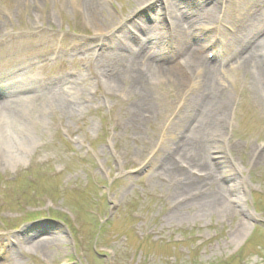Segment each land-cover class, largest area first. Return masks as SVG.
I'll return each mask as SVG.
<instances>
[{"label":"rangeland","instance_id":"1","mask_svg":"<svg viewBox=\"0 0 264 264\" xmlns=\"http://www.w3.org/2000/svg\"><path fill=\"white\" fill-rule=\"evenodd\" d=\"M98 1L102 40L141 20L171 21L169 0ZM172 1L182 2L176 10L182 16L201 0ZM255 2L232 0L221 12V28L231 31L229 20L240 21ZM0 31V73L21 66L31 78L28 89L74 92L70 108L46 103L40 114L28 104L24 131L10 113H0L9 129L0 137V264H264V98L250 75H222L223 149L210 150L206 161L226 186L227 200L213 208L197 201L213 187L198 191L199 183L185 180H199L189 161L199 160L196 147L188 146V160L179 156L178 140L193 122L195 88L165 77L138 94L128 80L106 81L120 64L89 49L99 33L76 0H0ZM224 45L205 53L220 61ZM15 76L5 80L12 90ZM4 93L6 99L36 96ZM172 161L188 178L163 171ZM225 171L236 175V188ZM27 235L51 239L55 247L27 251L31 245L21 240Z\"/></svg>","mask_w":264,"mask_h":264},{"label":"bare ground","instance_id":"2","mask_svg":"<svg viewBox=\"0 0 264 264\" xmlns=\"http://www.w3.org/2000/svg\"><path fill=\"white\" fill-rule=\"evenodd\" d=\"M211 1L201 0L197 3L196 11L177 16L176 10L181 8L182 2L169 0L166 10L171 18L170 23L160 19L153 25H149L148 21L141 20L135 22L132 28L126 26L118 29L117 32H111V41L102 40L104 26L99 20V15L104 9L103 4L98 0H76V4L86 10L88 18L97 26L99 34L94 43L88 44L89 49L100 56L103 54L111 56L117 64H120L117 67L118 70L105 74L106 81L116 84L128 80L129 90L137 91L138 94L142 93L148 85L160 81L157 79L162 80L165 77H170L178 85L188 83V87L195 88L196 92L191 97L194 107L190 111L193 122L185 127L178 140L182 144L179 156L188 160L190 154L188 146L191 144L196 147V157L199 160L190 159L189 161L196 165L199 180H185L189 181V185L199 183L196 185L198 191H204L203 185L213 187L210 189L211 193L206 195L203 192L205 196L198 198L197 201L202 206L222 208L226 207V186L217 183L218 172L206 161L210 150L219 153L223 149L219 141L224 137L228 119V99L222 85V75L228 70L243 71L245 76H251V83L264 98V19H257L259 12L264 13V0H256L250 7L249 13H242L241 17L244 21L240 19L236 22L237 20L230 19L228 24L232 27L231 31L226 26L221 28L223 24L221 12L224 8H229L232 0ZM207 4L209 5L206 6ZM218 42L225 43L226 49L223 47V50L217 51V54H223L224 57L220 61L210 60L209 52L205 53V51L208 48H215ZM14 70H16L14 74L0 73L1 93L5 92L4 94L12 96L14 94L12 92L32 91L36 93V96H16L13 99H6L0 93L2 97H0V113L4 111L10 113L23 131L27 129L26 106L28 104H32L34 110L39 109L40 114H42L41 108H44L46 103H61L67 108L71 107L70 97L73 96V91L54 86L43 92L40 90L41 87L28 89L24 85H27L31 78L22 73L21 66ZM13 75H17L15 77L18 81L15 82L16 85H13L12 90L5 80L11 79ZM18 85L20 89H17ZM7 124L5 120H0L1 138L8 137ZM11 152L10 155L13 158V152ZM259 157L260 155L257 156ZM216 158L224 167L221 156L217 155ZM175 163L177 162H169L163 171L173 175L177 172L179 177L188 178V173L176 169ZM228 172L225 171L222 175L226 176H224L226 180H230L228 185L230 188H236L238 179L231 171ZM33 238L28 235L21 238L24 243L31 245L27 251L34 248L47 251L55 247V242L51 239L33 240Z\"/></svg>","mask_w":264,"mask_h":264}]
</instances>
